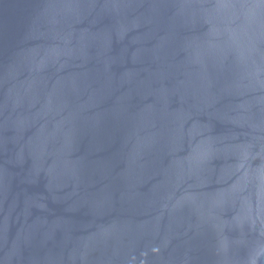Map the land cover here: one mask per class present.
<instances>
[{
    "label": "water",
    "instance_id": "water-1",
    "mask_svg": "<svg viewBox=\"0 0 264 264\" xmlns=\"http://www.w3.org/2000/svg\"><path fill=\"white\" fill-rule=\"evenodd\" d=\"M0 264H264V0H0Z\"/></svg>",
    "mask_w": 264,
    "mask_h": 264
}]
</instances>
